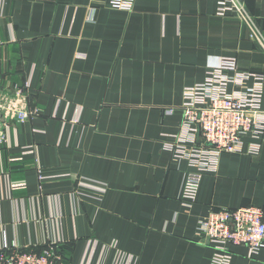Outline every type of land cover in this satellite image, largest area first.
Returning <instances> with one entry per match:
<instances>
[{"label":"crops","instance_id":"1","mask_svg":"<svg viewBox=\"0 0 264 264\" xmlns=\"http://www.w3.org/2000/svg\"><path fill=\"white\" fill-rule=\"evenodd\" d=\"M217 1L136 0L129 12L103 0H0V95L27 85L37 111L24 122L0 111V249L54 245L63 264H210L214 248L199 236L208 212L264 208V137L258 156L249 137L244 153L222 154L194 205L182 198L191 168L165 148L185 89L222 58L264 73L248 29L216 16ZM244 5L264 33V0ZM232 252V264H264V253Z\"/></svg>","mask_w":264,"mask_h":264},{"label":"built area","instance_id":"2","mask_svg":"<svg viewBox=\"0 0 264 264\" xmlns=\"http://www.w3.org/2000/svg\"><path fill=\"white\" fill-rule=\"evenodd\" d=\"M113 8L131 12L136 0H103ZM232 14L246 26L250 40L264 54V33L244 5V0H218L216 16ZM252 85L246 88V84ZM0 95V111L17 122L32 119L37 111L25 105L28 86L16 87ZM183 120L180 132L168 140L165 148L175 161L187 162L191 171L182 187V198L195 204L205 173L216 172L224 153L242 154L246 137L252 139L247 152L260 155L264 137V73L239 70L235 58H222L210 69L204 83L184 91ZM85 180V179H84ZM81 185L104 191L90 180ZM22 185H18L20 187ZM199 236L211 244L210 264H232L234 247H245L254 260L264 253V208L211 209L199 223ZM54 245L41 252L19 251L14 246L0 249V264H63Z\"/></svg>","mask_w":264,"mask_h":264}]
</instances>
